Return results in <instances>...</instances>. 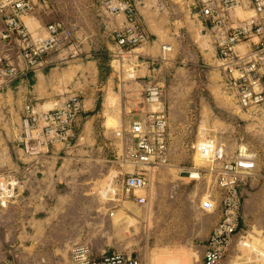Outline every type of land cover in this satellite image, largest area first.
<instances>
[{
  "label": "rangeland",
  "instance_id": "rangeland-1",
  "mask_svg": "<svg viewBox=\"0 0 264 264\" xmlns=\"http://www.w3.org/2000/svg\"><path fill=\"white\" fill-rule=\"evenodd\" d=\"M132 1L150 36L149 44L138 46L144 48L138 59L114 38L122 15L107 14L101 0H48V7L38 5L24 17L35 34L45 33L46 24L56 19H62L72 33L65 47L73 44L75 51L47 70L93 61L108 85L102 95L104 113L101 110L90 128L89 138L84 127L92 117L82 120L77 130L74 124V135L64 146L58 144L37 159L22 150L21 125L9 128L0 120V175L20 180L15 198L6 207L0 205V264H71V247L82 243L91 244L98 254L138 255L145 264H164L167 256L178 261L170 264H197L205 251L204 236L209 230V237L221 216L218 210L203 211L202 198L211 192L219 201L223 193L209 185L207 177L182 173L206 167L195 153L196 143L205 138L225 143L228 159L241 143L256 155V168L239 187L241 231L231 253L240 255V262L264 264L263 116L242 109L226 84L210 33L193 6L196 0ZM237 12L241 17L249 14L243 9ZM2 28L0 20V33ZM154 44L156 51L150 49ZM242 47L247 49L246 44ZM141 68L142 72L136 70ZM135 80L162 88V105L152 108H163L170 117L169 145L166 161L152 168L151 200L137 203L124 198L113 205L104 202L100 191L109 173L119 168L117 160L128 146V135L122 140L117 133L145 106L144 89L135 91ZM70 92L55 94L52 102H42L43 107L37 105L54 107ZM130 99L139 104L127 110ZM4 113L0 109V116ZM150 206L153 215L148 221Z\"/></svg>",
  "mask_w": 264,
  "mask_h": 264
},
{
  "label": "built area",
  "instance_id": "built-area-1",
  "mask_svg": "<svg viewBox=\"0 0 264 264\" xmlns=\"http://www.w3.org/2000/svg\"><path fill=\"white\" fill-rule=\"evenodd\" d=\"M105 12L111 16L124 15L126 23L114 30V38L121 48L132 51L148 43L150 36L139 20V12L132 0H101ZM38 5L48 7V0H0V20L3 28L0 39L4 45H15L26 61L21 68L0 53V73L6 79H15L27 69L46 65V55L67 45L71 31L62 19L50 21L45 33L35 34L24 20ZM212 38L221 69L226 73V84L234 91L242 109L264 110V0H196L193 4ZM249 14L241 17L237 8ZM246 44L247 49H243ZM170 50V46H163ZM162 88L150 85L144 95L146 104L160 103ZM43 107V106H41ZM83 110L79 94H70L61 104L40 108L27 102L21 117L20 141L24 152L37 159L58 144L64 146L74 135L73 126ZM169 115L163 108L143 111L123 128L118 136L128 135V145L120 155L118 169L109 173L101 188L104 202L114 205L122 199L146 203L152 184V168L165 162L169 145ZM123 142V141H122ZM195 153L206 167L195 168L200 176L207 177L209 185L222 190L218 201L211 192L205 194L201 209L208 213L220 211L221 216L207 239L201 264H250L240 262V255H232L236 235L241 231L240 210L242 195L239 187L244 176L257 166L256 155L249 147L238 145L233 158L228 159L225 143L205 138L195 145ZM202 163V164H203ZM131 164V165H130ZM132 167V168H131ZM202 168V169H201ZM20 187L16 177L0 175V205L6 207L15 198ZM143 191V194H138ZM111 215L114 212L111 211ZM71 264H145L138 255L123 252L98 254L89 243L75 244L70 249Z\"/></svg>",
  "mask_w": 264,
  "mask_h": 264
},
{
  "label": "crops",
  "instance_id": "crops-1",
  "mask_svg": "<svg viewBox=\"0 0 264 264\" xmlns=\"http://www.w3.org/2000/svg\"><path fill=\"white\" fill-rule=\"evenodd\" d=\"M125 23H126V18L124 15H122V25L120 26H123ZM202 26L203 28H205L203 23ZM0 42H1L0 53H2L4 56L9 58L12 62L17 64L21 68H25L27 63L22 58V56L19 55L17 51V46L15 45L7 46L4 45L2 41ZM141 49L144 48L137 46L130 52L131 54L133 53L135 55L136 59H138V57L141 55L140 54ZM150 49L156 51L155 44L153 48ZM73 51H75L73 44L68 45L67 47H63L56 51L58 52V54H56L55 56H51L50 59L47 58L46 65L38 68L37 70L36 69L34 70L32 68L27 69L26 72L22 73L20 76H18L15 79H11L10 81L9 79H6V84L5 87L3 88L4 93L0 92L1 95L0 109L3 112H5L2 116H0V118H2L0 120L3 121L4 124L8 123L9 128L13 123L15 124L18 123L21 125L23 108L27 102H34L42 106V104H45L46 102L49 101L52 102L53 101L52 99L55 98V94L71 91L70 94H79L82 96L83 99V110L75 123L76 130L79 129V126L82 125V120H88L90 119V117H92V122L91 121L87 122L84 127V136L89 138L90 130H91L90 128L100 116L101 110H103L104 113L105 101L104 102L102 101L103 99L102 95L104 94L103 92L104 89L106 93L107 91L106 87L108 85V84L105 85L102 80L103 76H101L102 72L99 68L98 63L93 61H89L88 63L77 62L70 64L67 67H63L61 70L59 69L58 66L51 67L49 70H47L49 65L64 62L65 60H67L69 58V55ZM136 70L138 72L140 71L142 72L144 68L136 69ZM4 79L5 78L0 73V82ZM150 85L146 83H139L138 81L135 80L134 88L135 91H141V92H143L144 89V95H145V91ZM1 90L2 89H0V91ZM107 94H109V89ZM63 98L64 97H62L61 99L59 98L60 99L59 102L61 101L62 103L64 101L62 100ZM142 99L144 101V97H142ZM44 101L45 103H42ZM137 104H139L137 99H132V100L130 99L129 102L126 104V108L127 110H132L133 108H135ZM141 110L150 111L154 109L152 108L151 105L145 103V106L142 107ZM250 114H253L255 117L258 116L257 118H259L260 115H262L264 118V110L260 112H252ZM134 118L136 117L133 116L129 120V123ZM187 171L194 172V169H189ZM184 172H186V170L185 171L182 170V173ZM150 193H151V188H150ZM150 200H151V194H150ZM208 232L204 236V242L201 245L202 250L206 249L207 238L209 234ZM201 263H202V258L197 260V264H201Z\"/></svg>",
  "mask_w": 264,
  "mask_h": 264
},
{
  "label": "bare ground",
  "instance_id": "bare-ground-1",
  "mask_svg": "<svg viewBox=\"0 0 264 264\" xmlns=\"http://www.w3.org/2000/svg\"><path fill=\"white\" fill-rule=\"evenodd\" d=\"M237 9H241V8L238 7ZM240 13H241V11H240ZM247 13H248V12H247ZM27 17H28V16H27ZM130 53H131V52H130ZM132 54H133V53H132ZM133 55H134V54H133ZM123 67H124V65H123V63H121V68H123ZM131 69H132V68H131ZM129 76H130L131 78H133V77H135V74L132 73V74H130ZM153 105H160V106H161L162 104H161V102H160V103L153 104ZM200 164H201V163H200ZM200 164H199V165H200ZM199 165H198V166H199ZM194 172H196L197 174H199V172H198L197 169H194ZM183 174H185V175H187V176L195 175V173H189V172H188L187 174H186V173H183ZM199 175H200V174H199ZM152 189H153V186L151 187V190H152ZM149 190H150V189H149ZM141 192H143V191H141ZM143 193H144V192H143ZM149 194H150V193H149ZM154 195H156V190H155V188H154ZM149 197H150V196H149ZM147 210H148L147 215L149 214V215H148V221H149V218L153 215V210H152L151 206H150V208H148ZM173 253H174V252H173ZM172 255H173V254H172ZM163 257H164V256H163ZM171 257L173 258V256H171ZM171 257H170V256H167V257H164V259H163V258H162V259H163V261H164L165 263L168 262L169 264L172 263V262H175V263L178 262L177 259L174 260L176 257L173 258V259H170ZM162 259H161V262H160V263L163 262ZM189 260H190V259H188V261H189ZM180 261H181V260H180ZM165 263H164V264H165ZM162 264H163V263H162Z\"/></svg>",
  "mask_w": 264,
  "mask_h": 264
},
{
  "label": "water",
  "instance_id": "water-1",
  "mask_svg": "<svg viewBox=\"0 0 264 264\" xmlns=\"http://www.w3.org/2000/svg\"><path fill=\"white\" fill-rule=\"evenodd\" d=\"M184 173H186V174H187L188 172L186 171V172H184Z\"/></svg>",
  "mask_w": 264,
  "mask_h": 264
}]
</instances>
